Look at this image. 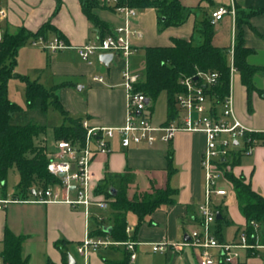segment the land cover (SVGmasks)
Instances as JSON below:
<instances>
[{"label":"crops","instance_id":"crops-1","mask_svg":"<svg viewBox=\"0 0 264 264\" xmlns=\"http://www.w3.org/2000/svg\"><path fill=\"white\" fill-rule=\"evenodd\" d=\"M180 1L191 9L186 21L162 30H159L158 15L154 7L139 9L135 28L141 35L134 38L135 51L131 60L134 61L136 53L145 49V46L169 45L173 38L192 39L195 44H199L201 37L196 32L199 21L205 17L211 18L212 11L219 6L230 4V0ZM236 2L245 10L264 7V0ZM6 6L4 29L15 31L17 27L24 26L31 31H37L45 21L50 20L57 31L52 30L47 35L52 37L61 33L72 46L96 41L100 37L98 28L83 12L81 0H6ZM57 6L59 8L55 13ZM96 10L112 29L122 22L120 14L115 10ZM213 26L214 44L228 47L232 58L231 50L236 35L235 17L225 14L222 19L213 22ZM244 35L246 45L255 50L248 56L249 62L264 67V13L250 18V24L245 25ZM31 40L30 47L25 51L22 46L19 48L16 71L37 79L47 88H55L69 113L84 117L92 126L117 127L125 123L127 98L122 85L124 61L121 58H116L106 65L99 55H95L89 63L74 48L51 51L33 45ZM133 68L137 69L134 65ZM94 74L103 75L104 82L93 80ZM254 83L255 88L249 92L241 80L239 71L235 69L231 74L230 91L238 118L248 127L264 131V70L256 73ZM166 120L153 122L162 124ZM95 145L94 143V147ZM205 145L206 135L202 131L181 130L169 141H159L154 145L132 144L127 147L121 144L120 136L116 134L109 139L108 152H98L93 156L90 169L95 186L108 173L131 169L137 176L138 184L129 187V196L137 189H148L151 181H155L158 186L170 184L178 189L175 203L160 206L150 218L143 220L138 226L137 216L129 213L128 224L131 229L127 233L139 242L136 244V257L130 260L131 264H199V250L196 248L171 247L164 252H155L150 243L163 240L181 242L189 239L193 229L199 228V205L205 197V179L201 163ZM238 150L232 151L240 153V162L232 166V171L237 176L244 175L246 181L264 196V144L257 145L251 153ZM58 152L56 147L48 153L49 156H56ZM168 154L172 155L176 167L170 176L166 170ZM66 195L70 198L77 196L74 185L69 192L63 191L62 196L65 198ZM97 195L104 196L98 193ZM219 203H222L225 218L222 225L227 224L234 228L230 237L225 236L222 231L221 241H237L247 222L239 208L234 189L229 187L226 197L217 196L215 206ZM107 208L105 209L109 214V205ZM86 221L82 204H71L67 201L10 202L0 208V259L2 239L8 227L14 233L23 235L22 252L28 264H64L63 256L55 246V242L62 238L71 242L69 250L75 264H84V258L78 252L77 245L85 237ZM258 234L260 236L259 230ZM124 252V245L101 246L89 252L87 264H109L108 259H122ZM213 252L216 253V249ZM238 252L235 261L229 264H264V249L252 251L240 248ZM215 264L226 263L217 261Z\"/></svg>","mask_w":264,"mask_h":264},{"label":"trees","instance_id":"trees-1","mask_svg":"<svg viewBox=\"0 0 264 264\" xmlns=\"http://www.w3.org/2000/svg\"><path fill=\"white\" fill-rule=\"evenodd\" d=\"M83 12L98 28L100 37L113 31L110 24L104 20L98 10L109 8L115 10L113 5L103 3L101 0H81ZM120 4L128 3L130 6L143 9L154 7L158 15L159 30L171 25L184 23L191 12L180 0H119ZM59 6L56 7L55 13ZM264 13V7H251L248 10L240 8L236 4V35L231 58L228 47H220L214 44V26L211 18L205 17L199 21L197 33L201 42L195 44L192 39L173 38L169 45L145 46V70L142 79L137 83V89L143 91L152 100L161 91H165L168 97V117L173 119L178 113L176 95L183 91L185 86L181 79L193 76L199 71H218V83L212 86L208 92L216 104L222 102L230 91L231 60L239 71L243 84L251 92L255 88L254 76L264 70L262 65L249 62L248 56L255 50L246 45L245 25L250 24L253 15ZM57 28L50 20L45 21L37 31H31L24 26L17 27L15 31L4 29L0 40V195L8 194L6 179L11 169L19 172V181L15 191V197L28 198L38 187L46 188L50 185L61 184L60 175L52 173L48 169L50 156L46 145L38 143L39 136L46 129L47 111L50 107L57 110L63 116V123L54 127L56 140L66 139L72 144L82 147L85 144L87 129L83 125L82 116H73L65 108L55 92V88H47L37 79L21 74L15 70L19 48L28 39L39 36L49 38L48 32ZM63 39L64 36L58 33ZM31 40V41H32ZM66 41V40H65ZM11 77H19L25 82L27 114L30 120L25 124L12 123V115L16 111L23 110L17 102L8 96V80ZM150 100V101H151ZM41 117L42 120H35ZM255 137L264 138V132L251 133ZM240 153H232L228 160L232 166L240 162ZM168 176L175 172L172 155L167 156ZM226 175L233 183L239 208L246 218L244 231L250 242L256 241V228L252 221L258 223L262 232L259 242L264 244V196L255 190L244 175L237 176L232 170L226 171ZM132 184H138L137 176L131 169L124 172L108 173L97 185L96 193L103 194L108 199L109 215L106 217L92 213L90 216L89 233L91 236H108L117 241L133 239L127 233L128 215L137 216L138 226L143 220L151 217V214L160 206L176 202L178 189L167 184L158 186L151 181L148 189H137L132 196L128 190ZM137 188H139L137 186ZM115 189V193H112ZM217 212L221 218L216 219L215 235L223 240L222 224L225 221L222 203L217 204ZM110 225L108 231L106 226ZM23 235H18L8 227L5 229L2 239L1 258L8 264H28L23 256ZM66 239H58L55 246L60 250L64 264H69V244ZM109 264H131L130 252L125 249L122 259H108Z\"/></svg>","mask_w":264,"mask_h":264},{"label":"built area","instance_id":"built-area-1","mask_svg":"<svg viewBox=\"0 0 264 264\" xmlns=\"http://www.w3.org/2000/svg\"><path fill=\"white\" fill-rule=\"evenodd\" d=\"M101 1L113 5L122 18V22L104 37L76 46L70 45L59 35L49 38L39 36L31 43L51 51L74 48L89 63L93 61L95 55L101 53H112V60L121 58L124 61L121 73L122 85L126 90L127 98L125 123L117 127L92 126L87 119H84L83 125L87 129L84 146L78 147L66 139H60L56 141L58 154L50 155L48 169L57 175H60V172L64 173L60 176L61 184L50 185L46 188L38 187L28 198L15 197L12 193L6 196L0 195V208L17 201H67L71 204H82L87 219V230L84 239L77 245V250L83 256L84 264H87L91 250L112 245H124L125 249L130 252L132 261L136 257V244L139 243L135 239L117 241L108 236H91L89 233L91 205L96 204L102 208H107L109 205L105 196L97 195V186L92 183L90 163L93 156L98 152H108L110 150L109 139L115 137L116 134L120 136L121 144L127 147L132 144L154 145L159 141H169L181 130L202 131L206 135V145L201 161L205 179V197L199 205L200 226L190 232L189 239L181 242L169 240L151 242L152 250L164 252L171 247L180 249L190 246L199 250V264H215L217 261L229 264L235 261L240 248L252 251L259 248L264 249V244L259 242V225L254 221L251 222L257 231L254 242L248 240L245 231L240 233L237 241H221L215 235L214 225L217 219L215 198L217 196L226 197L229 187L233 189V183L226 175V171L233 170V167L230 163L226 165L225 163L228 162L235 149L251 153L257 145L264 144V138L251 134L264 131L254 130L238 118L231 91L222 102L218 104L214 102L208 90L218 83V71H199L193 76L182 78L181 83L185 89L176 95L178 113L171 120L155 124L148 111L150 104L147 102L148 95L136 86L143 75L139 69L133 68L131 60L135 51L134 38L141 35V32L135 28L139 8L130 6L128 3L120 4L119 0ZM236 1L230 0L229 5H221L213 10L212 23L222 19L225 14L235 17ZM6 18V0H0V40L3 36ZM231 53L233 54V49ZM235 69L231 61V74ZM92 78L95 81L104 82L101 74H94ZM73 185L77 196L70 198L66 195L64 198L63 191L69 192ZM126 229L129 231L131 225L127 224ZM214 249L216 253L213 252ZM0 264L8 263H4L1 258Z\"/></svg>","mask_w":264,"mask_h":264},{"label":"rangeland","instance_id":"rangeland-1","mask_svg":"<svg viewBox=\"0 0 264 264\" xmlns=\"http://www.w3.org/2000/svg\"><path fill=\"white\" fill-rule=\"evenodd\" d=\"M103 15L107 13H102ZM30 39H28L25 44L22 46L23 51L30 47ZM144 49H140L137 53L136 56L134 57V61L132 60V64L140 70L142 75L144 74L145 70V58H144ZM27 63V60H26ZM132 65V66H133ZM26 66V65H25ZM21 68H27V67H22ZM15 69L17 70V65L15 66ZM8 96L9 98L17 102L23 107V110L16 111L12 115L11 122L16 123V124H25L27 123L30 118L27 114V102H26V92H25V82L21 80L19 77H11L8 80ZM151 100V99H150ZM149 113L152 116V119L154 121H161V120H166L168 117V97L167 93L165 91H161L158 96L155 99H152L149 104L148 108ZM80 116V115H78ZM35 120H42L41 117H37ZM63 116L54 108L50 107L47 111V119L46 121V129L45 131L39 136L38 138V143L42 145H46L47 147V152H51L55 150V144H56V136H55V131L54 127L56 125H59L63 123ZM49 156V153H48ZM248 158H245L247 161ZM249 160V159H248ZM250 161V160H249ZM75 167V166H74ZM19 181V172L16 169H11L8 173L7 179H6V189L8 193H13L16 189L17 183ZM91 212H94L96 214H100L104 217H108V208H102L98 206H91L90 207ZM215 225V224H214ZM212 225V227L214 226ZM259 232L261 234L262 232V227H260ZM222 231L224 232L225 236L230 237L233 232L234 228L224 224L222 225Z\"/></svg>","mask_w":264,"mask_h":264},{"label":"water","instance_id":"water-1","mask_svg":"<svg viewBox=\"0 0 264 264\" xmlns=\"http://www.w3.org/2000/svg\"><path fill=\"white\" fill-rule=\"evenodd\" d=\"M99 58L104 64L109 65L110 62L113 59V54L112 53H101L99 55ZM147 102L148 103L150 102V98L149 97L147 98ZM63 174H64L63 172H60V176H62ZM112 193L113 194L115 193V189H112ZM217 218L218 219L221 218L220 212H217ZM105 229L109 231L111 229V226L108 225V226L105 227ZM69 264H75V259H74V257L72 255H69Z\"/></svg>","mask_w":264,"mask_h":264}]
</instances>
